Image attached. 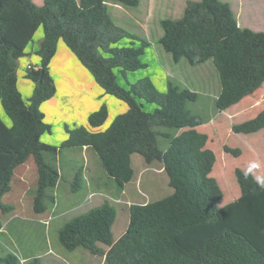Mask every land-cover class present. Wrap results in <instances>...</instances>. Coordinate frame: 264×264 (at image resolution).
<instances>
[{
    "label": "trees",
    "instance_id": "obj_1",
    "mask_svg": "<svg viewBox=\"0 0 264 264\" xmlns=\"http://www.w3.org/2000/svg\"><path fill=\"white\" fill-rule=\"evenodd\" d=\"M114 1L128 6L140 3ZM161 25L159 42L175 62L182 58L191 65L214 62L222 85L216 99L220 110L264 83V31L241 27L229 2L188 0L182 16L163 18ZM40 26L44 32L36 51L40 65L27 69L35 87L26 101L17 85L18 60ZM60 39L105 92L125 101L128 109L105 130L67 127L68 138L53 145L41 140L51 131L41 105L57 91L49 64ZM121 42L126 44L117 46ZM150 45L115 21L108 0H44L42 5L34 0H0V106L11 120L5 127L0 118V228L13 207L3 197L13 188L16 169L31 157L38 173L33 209L40 214L48 208V189L61 176L54 164L60 150L91 147L120 189L132 180V155L139 153L147 164L163 163L173 191L158 200L132 204L128 226L118 239L112 229L117 211L110 201L72 217L58 230L64 248H86L104 255L107 264H264V189L252 172L237 168L239 197L217 207L224 192L211 174L216 154L207 147L208 135L197 129L203 117L187 106L197 93L172 80L160 92L149 77L128 82V87L119 84L116 71L126 77L127 72L147 66L141 56ZM146 104H152L153 110H145ZM108 114V105L102 104L89 115V125L102 126ZM262 129L264 109L232 127L241 134ZM160 136L170 138L166 149L159 145ZM224 150L235 156L241 153L227 145ZM244 172L249 173L247 179ZM81 178L79 169L74 187ZM17 262L15 254L0 257V264ZM27 264H41L40 257Z\"/></svg>",
    "mask_w": 264,
    "mask_h": 264
},
{
    "label": "rangeland",
    "instance_id": "obj_2",
    "mask_svg": "<svg viewBox=\"0 0 264 264\" xmlns=\"http://www.w3.org/2000/svg\"><path fill=\"white\" fill-rule=\"evenodd\" d=\"M34 1L41 5L44 2V0ZM187 1L140 0L138 6H128L108 0L109 11L115 21L128 31L147 39L152 45L153 49L149 52L147 50L146 54L141 56L142 62L148 64L146 68L138 69L142 77L151 74V71L158 66L159 68L162 66L167 72L171 70L167 60L168 57L172 59L171 53L165 52L164 54L158 51L160 45L158 40L163 34L161 19L182 16ZM250 2L252 3L250 8L246 2L245 9L251 11H245L242 18L249 21L252 27H264L262 0H251ZM125 44V42H121L117 46ZM155 51L158 52V55L155 54ZM175 65H177V71L171 73L170 79L172 82L197 93L196 100L188 101L187 106L191 112L199 114L205 121L207 120L200 130L209 135L207 147L216 154L217 160L211 174L217 178L223 189L224 196L217 202V207H222L238 198L241 193L236 176L237 168L249 171L250 164L255 163L257 167L252 168L251 172L255 177L264 179V129L252 134H241L232 130L233 125L256 117L264 109V83L255 93L243 98L227 111L220 112L216 99L222 85L214 62L210 60L205 64L191 65L186 58H182L181 62ZM116 74L119 84L125 86L120 73L116 71ZM149 78L158 91L162 92L155 85L154 79ZM145 110L151 111V104H146ZM3 117H7L6 114L3 113ZM211 118H213L212 121ZM109 124H111L110 118L106 125L109 126ZM159 130L167 131V128L159 127ZM168 131L173 133L174 130L168 129ZM159 138L160 147L166 149L170 138L163 136ZM226 145L239 148L240 155L235 156L226 152L224 150ZM62 150L59 155L57 154L55 161L49 154V158L54 161L61 176L59 184L48 189L51 198L47 199L48 208L43 213L38 214L33 209L38 177L33 158L31 157L16 171L12 190L3 197V201L10 203L13 207L3 218L5 229L0 232V257L9 254L21 256L34 247L37 248V252L43 254L47 250L48 243L53 247L63 249L65 259L60 260L61 264H101L102 259L86 248L78 247L75 250H67L60 244L58 230L64 223L74 216L99 206L104 201H110L117 211L112 228L114 238L117 239L128 226L132 204L158 200L173 191L169 185L167 173L162 170L163 163L155 161L153 165H148L140 160V157L143 156L139 153H135L133 156L134 176L132 180L126 183L123 189H120L99 161H91L95 159L93 155L90 157L88 165L86 164V167L82 168L81 165H84L85 162L80 151ZM96 157L98 159V156ZM81 168L82 178L74 187L75 175ZM20 176L21 183L17 182ZM19 193L21 200L17 199ZM18 203L21 206L20 210L17 206ZM17 212H21V214L15 215ZM102 247L106 248L104 245ZM19 264H27V262ZM44 264H48L47 261Z\"/></svg>",
    "mask_w": 264,
    "mask_h": 264
},
{
    "label": "crops",
    "instance_id": "obj_3",
    "mask_svg": "<svg viewBox=\"0 0 264 264\" xmlns=\"http://www.w3.org/2000/svg\"><path fill=\"white\" fill-rule=\"evenodd\" d=\"M223 1H227L231 4L232 9L235 12L238 24L241 27H248L255 31H264V27H252L250 26L249 21H246L244 18H242V15L245 13V11L250 10V9H245L246 8L245 6L247 2L248 8H250L249 6L252 5V3L250 2L251 0H247V1L223 0ZM261 3L264 5V0H262ZM41 28L42 26H40L35 32L33 40L29 43V45L26 48V54L20 57L18 60L17 85L26 101H28L29 98L32 96L35 87L34 82L26 76L27 69L29 68V66L39 67L40 65V57L38 56L36 51L39 48L40 43L43 40V36H44V32L43 31L41 32ZM152 49H153L152 45L148 46L144 54H146L147 50L149 52ZM158 51L164 54L165 52H167L165 51V49L161 44L158 47ZM155 54L158 55V52L155 51ZM167 60L169 62L171 69L170 71L168 70V72L162 66H160L161 69L158 66L155 70L151 71V74H146V76L143 77L140 75L139 70L127 72L126 77L122 76V74L120 73V75L124 79L125 86L128 87V82L135 83L141 78L151 77L154 79L155 85L159 87V89H161L162 92H165L167 90L168 81L171 80L170 79L171 73L177 71L176 70L177 65L175 64L181 62L182 59L179 62H175L173 60V57L172 59L171 57H168ZM206 62L202 64H205ZM49 68L55 80L57 91L54 96L43 102L41 105V110L45 114V121L51 125V131L45 132L41 136L42 141L53 145H60L69 136L67 127L75 128L79 126H85L91 131L105 130L108 127L106 123L109 118L111 119L112 122L117 114L127 111L128 104L114 95L107 94L104 88L95 80L93 74L79 60L77 55L69 48V46L64 42L63 39H60L58 41L57 51L53 56V58L51 59ZM128 73H131V75H128ZM219 93L217 95H219ZM102 104H107L109 108V114L107 120L102 126L93 128L89 125L88 117L92 112L98 110ZM151 106L153 110L154 106L152 104ZM230 108H232V106ZM230 108H227L225 110H220V112L227 111ZM113 111L115 112L112 115ZM3 113L5 114L3 108H1L0 106V118L3 124L5 125V127H9L11 125V120L7 115H6L7 117L4 118ZM210 120L212 121L213 118H211ZM206 121L204 120V123L198 126L197 129L200 130V128H202V126L206 124ZM209 139L210 137L208 135L207 145ZM66 150H68L67 152L73 150H76L73 152H79V151L81 152V157L84 159L85 162L84 165H81L82 168L83 167L85 168L86 164L88 165L89 159L92 155L94 156L95 159L91 161L100 162L99 158L97 159L96 157L97 154L91 147L85 146L83 148H72ZM62 151L63 150H60L58 155ZM133 156L134 154L132 155V166L134 161ZM142 158L143 157H140V160L146 163L144 158L143 159ZM153 163L154 162L148 165H153ZM19 168H21V165L16 169V171ZM162 170H164V167H162ZM19 178L17 179V182L21 183V176ZM58 184L59 181L57 185ZM20 195H21L20 193L17 195V199L19 200H21ZM17 206L20 210L21 206H19V203ZM19 213L21 214V212H17L15 215H19ZM4 229H5V225H2V227L0 228V232H3ZM47 246H48L47 250L44 251L43 254L37 252L38 251L37 248L34 247L33 249L28 250L27 253H24L21 256L16 255L19 259V262H17L16 264H19L20 262L21 263L28 262L30 259L34 257H40L41 264H44L45 261H47L48 264H61L60 260L65 259L63 249L60 247L58 248L56 246L53 247L52 244L50 245L48 243ZM105 249H107V246ZM94 255H97L102 259L101 264L107 263L104 255H98V254H94Z\"/></svg>",
    "mask_w": 264,
    "mask_h": 264
},
{
    "label": "clouds",
    "instance_id": "obj_4",
    "mask_svg": "<svg viewBox=\"0 0 264 264\" xmlns=\"http://www.w3.org/2000/svg\"><path fill=\"white\" fill-rule=\"evenodd\" d=\"M254 167H257V165L255 163L250 164V166H249V172H251L252 168H254ZM243 175H244L245 179H247L249 173L248 172H244ZM255 179H256V182L259 184V186L262 189H264V179H261L259 177H255Z\"/></svg>",
    "mask_w": 264,
    "mask_h": 264
},
{
    "label": "built area",
    "instance_id": "obj_5",
    "mask_svg": "<svg viewBox=\"0 0 264 264\" xmlns=\"http://www.w3.org/2000/svg\"><path fill=\"white\" fill-rule=\"evenodd\" d=\"M29 67H31V66H29Z\"/></svg>",
    "mask_w": 264,
    "mask_h": 264
}]
</instances>
